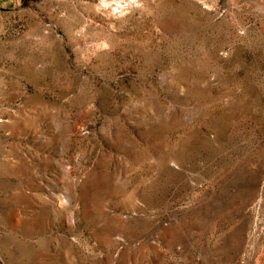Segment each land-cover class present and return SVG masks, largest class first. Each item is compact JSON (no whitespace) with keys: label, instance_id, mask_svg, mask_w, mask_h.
<instances>
[{"label":"rangeland","instance_id":"374dc122","mask_svg":"<svg viewBox=\"0 0 264 264\" xmlns=\"http://www.w3.org/2000/svg\"><path fill=\"white\" fill-rule=\"evenodd\" d=\"M0 264H264V0H0Z\"/></svg>","mask_w":264,"mask_h":264}]
</instances>
